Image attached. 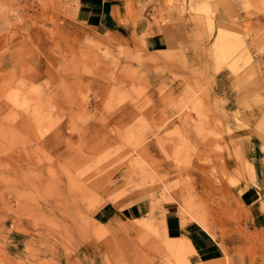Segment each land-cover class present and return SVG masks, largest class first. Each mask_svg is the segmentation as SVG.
Returning <instances> with one entry per match:
<instances>
[{"label":"rangeland","instance_id":"rangeland-1","mask_svg":"<svg viewBox=\"0 0 264 264\" xmlns=\"http://www.w3.org/2000/svg\"><path fill=\"white\" fill-rule=\"evenodd\" d=\"M76 2L0 0V264H264L263 229L220 186L264 158V0H160L125 36ZM156 31L174 44L148 50ZM203 223L216 259L190 237Z\"/></svg>","mask_w":264,"mask_h":264},{"label":"crops","instance_id":"crops-1","mask_svg":"<svg viewBox=\"0 0 264 264\" xmlns=\"http://www.w3.org/2000/svg\"><path fill=\"white\" fill-rule=\"evenodd\" d=\"M134 4L128 3L127 0H77L76 2V9H75V16L77 21L85 22V26L88 30L91 32H95L98 34H105L107 32L112 33H119L122 36L133 35L141 30H148L149 25L144 24L141 26L135 25L132 21V16H136L139 12V14L143 15H151L154 11V8H159V2L160 0H153L154 4H149L151 0H132ZM161 3V2H160ZM162 4V3H161ZM142 7H145L144 10H142ZM172 16L174 17V12L172 13ZM226 19V15L219 10L218 11V25L222 24ZM83 26V25H82ZM187 28L190 29V35L192 37L195 36V25L189 22L187 25ZM159 29V28H158ZM146 48L150 51H162L169 46L174 44V33L173 35L169 32H163V31H156L154 34L146 38L145 41ZM189 45V46H188ZM188 57L190 61H193L194 63L197 62L199 64H202L203 61L202 57L200 56L199 52L196 51L191 45V43L188 42ZM19 48H23V46L17 47V50ZM2 58L7 59H13V57L9 54H2ZM214 78H216L217 81H219V85L223 86V81L227 79V76H225L222 72H218L216 75H214ZM221 90V89H220ZM257 89L253 87L251 90L252 93H255ZM174 117V116H173ZM171 117V118H173ZM204 133H197V136H203ZM225 156V164H229L230 167L229 170L234 169V163L233 160H227L226 155ZM253 156V155H252ZM261 157V156H260ZM254 164V178H246L245 179H239V181L235 185H228V184H221V191L226 192L227 195H229L232 198V202L235 204H239L241 209L245 210V218L244 216L241 217L240 223L244 224L248 223L249 226H251L254 230L260 231V229H263L264 231V158H260L254 163V160L252 161ZM227 166V167H228ZM146 208V205L141 202L133 203L132 205L126 207L124 211V216L126 218H129L127 220H131V218H135L134 220L141 219L143 217H139L141 214L144 213V210ZM152 208V207H151ZM150 208V218L152 219L153 216H155L156 210L151 211ZM113 210L110 208H104V211L101 213L100 222L106 223L111 216H113L112 213ZM139 217V218H137ZM245 219V220H244ZM203 230H205L204 233L199 230H192L191 239L196 243V246L198 248V254L208 257L207 260L216 259L218 257H213L218 255L220 252V248L216 247V244H218L216 241H214L213 238H215V233L211 230V228L206 224L203 223V225H200ZM166 228V227H165ZM172 228V227H171ZM173 229V228H172ZM134 232H140L141 230L135 225L133 227ZM164 237L165 239L170 240H176L177 237L171 238L167 233L166 229H164ZM174 232H180V225L174 226ZM213 237V238H212ZM247 234L245 235V238H247ZM183 238V237H181ZM257 238V237H256ZM187 239V238H184ZM251 239H255L254 235L251 237ZM189 242L190 240L187 239ZM214 241V243L212 242ZM191 243V242H190ZM192 244V243H191ZM193 245V244H192ZM194 247V245H193ZM195 252L190 254V256H193L194 258L198 259L197 256V250L194 247ZM200 252V253H199ZM200 260V259H198Z\"/></svg>","mask_w":264,"mask_h":264}]
</instances>
